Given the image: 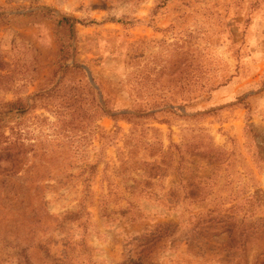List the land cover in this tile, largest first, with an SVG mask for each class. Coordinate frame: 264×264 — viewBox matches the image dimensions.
Wrapping results in <instances>:
<instances>
[{
    "label": "rangeland",
    "instance_id": "rangeland-1",
    "mask_svg": "<svg viewBox=\"0 0 264 264\" xmlns=\"http://www.w3.org/2000/svg\"><path fill=\"white\" fill-rule=\"evenodd\" d=\"M0 264H264V0H0Z\"/></svg>",
    "mask_w": 264,
    "mask_h": 264
}]
</instances>
